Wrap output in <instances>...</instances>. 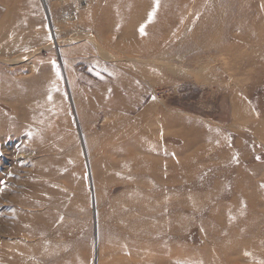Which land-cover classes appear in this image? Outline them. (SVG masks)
<instances>
[{
	"label": "rangeland",
	"instance_id": "obj_1",
	"mask_svg": "<svg viewBox=\"0 0 264 264\" xmlns=\"http://www.w3.org/2000/svg\"><path fill=\"white\" fill-rule=\"evenodd\" d=\"M0 264H264V0H0Z\"/></svg>",
	"mask_w": 264,
	"mask_h": 264
},
{
	"label": "bare ground",
	"instance_id": "obj_2",
	"mask_svg": "<svg viewBox=\"0 0 264 264\" xmlns=\"http://www.w3.org/2000/svg\"><path fill=\"white\" fill-rule=\"evenodd\" d=\"M163 10V9H162ZM162 10H159V12L158 13H160V11H162ZM11 29V28H10ZM8 46V44L7 45H5L3 48L4 49H6V47ZM22 97V96H21ZM25 101V100H24ZM24 101H22L23 103H24ZM27 101V100H26ZM26 104V103H25ZM40 104V103H39ZM38 105V104H37ZM35 107V106H34ZM23 109V108H22ZM32 109V108H31ZM19 116V115H18ZM29 116H31V114L29 113ZM20 117V116H19ZM33 119H34V117H32ZM26 120V119H25ZM27 121V120H26ZM37 127L35 126V129H36ZM7 134V133H6ZM10 232V231H9Z\"/></svg>",
	"mask_w": 264,
	"mask_h": 264
},
{
	"label": "snow or ice",
	"instance_id": "obj_3",
	"mask_svg": "<svg viewBox=\"0 0 264 264\" xmlns=\"http://www.w3.org/2000/svg\"><path fill=\"white\" fill-rule=\"evenodd\" d=\"M151 16H152V14L149 15V19H151ZM140 31L143 34V31H144V26L143 25L141 26ZM49 99H51V97H49Z\"/></svg>",
	"mask_w": 264,
	"mask_h": 264
}]
</instances>
